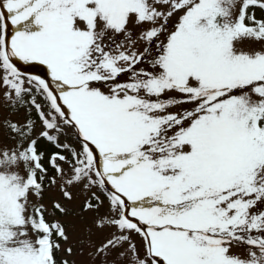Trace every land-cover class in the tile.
Here are the masks:
<instances>
[{
  "label": "snow or ice",
  "instance_id": "1",
  "mask_svg": "<svg viewBox=\"0 0 264 264\" xmlns=\"http://www.w3.org/2000/svg\"><path fill=\"white\" fill-rule=\"evenodd\" d=\"M0 93V264H264V0H0Z\"/></svg>",
  "mask_w": 264,
  "mask_h": 264
},
{
  "label": "rangeland",
  "instance_id": "2",
  "mask_svg": "<svg viewBox=\"0 0 264 264\" xmlns=\"http://www.w3.org/2000/svg\"><path fill=\"white\" fill-rule=\"evenodd\" d=\"M261 13L257 11V16L259 17ZM20 66L23 68V71L27 75H39L41 78L46 77V71L39 64L29 63L25 64L20 61ZM24 116L23 110L19 112H14L10 107H8L7 102L5 101L2 93H0V122L4 121L6 118H10L12 120L22 119Z\"/></svg>",
  "mask_w": 264,
  "mask_h": 264
},
{
  "label": "trees",
  "instance_id": "3",
  "mask_svg": "<svg viewBox=\"0 0 264 264\" xmlns=\"http://www.w3.org/2000/svg\"><path fill=\"white\" fill-rule=\"evenodd\" d=\"M51 151V149H49Z\"/></svg>",
  "mask_w": 264,
  "mask_h": 264
}]
</instances>
